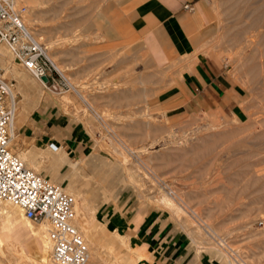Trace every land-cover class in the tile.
Returning <instances> with one entry per match:
<instances>
[{
    "label": "rangeland",
    "instance_id": "rangeland-1",
    "mask_svg": "<svg viewBox=\"0 0 264 264\" xmlns=\"http://www.w3.org/2000/svg\"><path fill=\"white\" fill-rule=\"evenodd\" d=\"M140 1L24 2L28 27L47 54L66 68L60 71L71 87L43 85L2 42L8 53H0V78L9 85L7 102L15 108L11 146L17 154L39 152L43 165L51 158L61 161L73 189L96 206L94 227L103 238L106 258L117 256L119 264H157L137 228L111 227L116 213L136 223L161 216L186 231L199 249L217 250L224 264H264V0H202L209 32L201 53L179 59L163 37L138 38L133 31ZM201 58L225 73L223 101L210 105L189 96L171 101ZM25 72L34 90L30 101L17 80ZM48 121L64 128L68 139L78 129L85 138L74 144L76 149L53 151L50 140L57 138L48 137ZM165 195L182 209L170 207ZM5 212L0 210V230L11 231L23 257L8 260L3 240L0 264H38L42 240L29 234L21 209L10 219Z\"/></svg>",
    "mask_w": 264,
    "mask_h": 264
},
{
    "label": "built area",
    "instance_id": "built-area-1",
    "mask_svg": "<svg viewBox=\"0 0 264 264\" xmlns=\"http://www.w3.org/2000/svg\"><path fill=\"white\" fill-rule=\"evenodd\" d=\"M186 8L193 10L191 4ZM22 0H0V44L7 42L16 58L45 86L68 90L71 83L29 29ZM47 77L48 81H44ZM9 85L0 78V203L11 202L36 222L51 221L53 257L59 264H88L90 249L76 226V200L61 185L25 165L11 146L15 108L7 102ZM53 151L60 146L50 143Z\"/></svg>",
    "mask_w": 264,
    "mask_h": 264
},
{
    "label": "crops",
    "instance_id": "crops-1",
    "mask_svg": "<svg viewBox=\"0 0 264 264\" xmlns=\"http://www.w3.org/2000/svg\"><path fill=\"white\" fill-rule=\"evenodd\" d=\"M186 4H191L193 10L186 8ZM205 13L206 5L202 0H142L134 9L132 28L138 38L163 37L172 56L179 59L195 52L201 53L199 49L209 32ZM202 58L192 71H187L188 78L181 82L183 89L173 93L171 101L177 102L187 96L192 101L210 105L223 101L228 89L226 75L210 60ZM57 124L53 121L47 123L48 137L57 138L50 143L58 144L59 150L76 149L78 145L74 144L85 138L82 130L78 129L72 139H68L67 131ZM111 216L113 229H138L140 241L148 246L157 264H224L217 250L199 249L186 231L161 216H148L137 223L127 215L112 213Z\"/></svg>",
    "mask_w": 264,
    "mask_h": 264
},
{
    "label": "bare ground",
    "instance_id": "bare-ground-1",
    "mask_svg": "<svg viewBox=\"0 0 264 264\" xmlns=\"http://www.w3.org/2000/svg\"><path fill=\"white\" fill-rule=\"evenodd\" d=\"M38 0H22V2H37ZM241 2V1H240ZM25 4V3H24ZM259 4V3H258ZM241 7V6H240ZM248 9V8H247ZM263 9V8H262ZM28 12V11H27ZM257 13V12H256ZM27 14V13H26ZM207 14V13H205ZM262 14V13H261ZM251 17V16H250ZM263 17V16H261ZM260 17V18H261ZM263 19V18H262ZM261 21V20H260ZM264 22V21H263ZM262 24V23H261ZM255 25V24H254ZM260 25V24H259ZM261 26V25H260ZM253 27V26H252ZM30 29V27H29ZM252 32V31H251ZM247 33V32H246ZM263 39V38H262ZM39 40V39H37ZM2 45V44H1ZM5 46H2L0 47V53L2 55H5L6 52L8 53V51H6V47L4 48ZM8 47V46H7ZM47 50L50 48V46L47 45V47H45ZM257 48V47H256ZM263 50V49H262ZM258 52V51H257ZM198 53V52H197ZM252 53V52H251ZM264 54V53H263ZM257 55V54H256ZM50 56V55H49ZM53 56V55H52ZM52 56H50V58L53 60ZM253 56V55H252ZM251 56V57H252ZM258 56V55H257ZM57 58V57H56ZM56 58H54L55 60H53V62L55 63V65L61 70V71H64V66L62 65V63L58 62L56 60ZM10 59V58H9ZM9 66V65H8ZM255 66V65H254ZM263 71V70H262ZM30 73V72H29ZM65 74V73H64ZM258 74V73H257ZM68 76V75H67ZM71 77V76H70ZM18 80V85L20 86L21 90H22V93L24 95V98L27 100V101H30V100H33L34 99V90L32 89L31 87V77L29 76L28 73H20L19 74V79ZM74 81V80H73ZM41 83L43 85L44 82L41 81ZM15 93L13 92L12 96L14 98V95ZM14 101V100H13ZM106 112V111H105ZM104 112V113H105ZM99 115V114H98ZM104 115V114H103ZM110 115V114H109ZM108 115V116H109ZM100 116V115H99ZM102 120V119H101ZM104 120H106L104 118ZM103 122V121H102ZM105 122V121H104ZM107 123V122H106ZM246 123V122H245ZM237 124V123H236ZM248 124V123H247ZM247 126V125H246ZM245 127V126H244ZM238 128V127H236ZM253 128V127H252ZM105 129V128H104ZM245 131V130H244ZM106 132V131H105ZM262 132V131H260ZM247 135V134H246ZM261 137V136H260ZM246 138V137H245ZM116 140V139H115ZM247 141V140H246ZM100 143V142H99ZM243 141H242V146H243ZM246 143V142H245ZM117 144V143H116ZM248 144H249V141H248ZM103 145V143L101 144ZM240 145V146H241ZM246 145V144H244ZM247 146V145H246ZM262 146V145H261ZM264 146V145H263ZM103 147V146H102ZM109 147V146H108ZM252 148V146H251ZM105 150V149H104ZM137 150V149H136ZM58 151H61V150H58ZM124 152V150H123ZM126 152H129V151H125ZM134 153V151H133ZM20 154V155H19ZM18 155L20 156V158L22 159V161L25 163V165L33 170H37V172L39 171L40 173V168L42 166V170H44L46 172V174L52 178L54 181H61L63 184H66L67 186V189L65 190H68L70 191L74 197L79 200L78 201V206L76 205L75 207V219H74V222L76 224V226L78 227L80 233L82 234V236L84 237L85 241L87 242L88 246H89V249H90V260L88 262V264H100V261L102 259H105V261L109 260L110 261V264H119V260L117 258V256L114 258H106L103 254L105 253V248H104V244L102 243L103 242V238L102 239H99V236L97 234V231L94 227V224L95 225H98V222H97V218L94 214V210L96 209V206H92L91 205V202L89 201L87 195H85V193L81 192V191H78V190H74L73 189V183L72 181H70V178H69V174L67 175H64V170H62V163L59 159L57 158H51V161L46 164V165H43L41 163V158H43V156H41V154H39V152H35V151H31V152H26L25 150L24 151H20ZM128 155V154H127ZM127 158L129 159V155L127 156ZM126 156L125 155H122V157L120 158V160L122 162H126ZM132 161V160H131ZM80 162V161H79ZM79 162L75 163V165L73 166L75 168V166H77L78 164H80ZM131 166V165H130ZM68 169V168H67ZM126 169V168H125ZM141 168H139V171H140ZM147 170V169H146ZM73 171V170H72ZM70 171V172H72ZM134 171V170H133ZM138 172V171H137ZM136 173V170L134 172V175ZM142 174V175H141ZM137 175V174H136ZM140 175L143 176V172H140ZM139 176V175H138ZM130 177V176H129ZM139 178V177H138ZM144 178V177H143ZM141 179V178H140ZM129 182V181H128ZM61 185V184H59ZM62 186V185H61ZM63 187V186H62ZM64 189V188H63ZM75 199V200H76ZM164 202H166L170 207H176V209H182L180 208L174 201V199H172L170 196L168 195H165L164 197ZM178 201V200H177ZM179 202V201H178ZM165 203V204H166ZM166 204V205H167ZM181 204V203H180ZM15 207L17 208H20L18 207L17 205H15ZM15 207L12 206L11 202H1L0 203V210L2 212V210H6L5 212V216L7 219H10L12 217V214H15V215H18L19 213V210L16 209ZM175 211V210H174ZM179 211V210H177ZM22 212V210H21ZM182 213V212H181ZM186 213V211H185ZM184 213V214H185ZM1 214V213H0ZM23 214V213H22ZM170 214V213H169ZM193 214V213H192ZM2 215V214H1ZM24 215V214H23ZM194 215V214H193ZM4 216V215H3ZM14 216V215H13ZM2 219V217H1ZM0 219V220H1ZM4 219V218H3ZM191 221V220H190ZM24 222L25 224L28 226L27 230L29 232L30 235L32 236H37L39 237L43 244H44V250L41 251V254H40V258L38 257V261L40 259V262L41 264H59L58 262H56V260L54 259L53 257V251H54V243H53V239L50 235V230L52 229L53 225L51 223V221L49 220H45L43 222H36L30 218H28L27 216H24ZM185 222V221H184ZM202 225V224H201ZM101 235V234H100ZM124 236V235H123ZM122 236V237H123ZM104 237V236H103ZM125 237V236H124ZM214 237V235H213ZM213 239V238H212ZM3 240H6V246L4 247L3 243L1 244L3 247H1L3 249V252L5 253V256L8 258H10V260L12 258H21L23 257V250L21 249V246L13 241L12 239V233L10 230H7V229H3V230H0V241L2 242ZM114 245V243L112 244ZM129 245V244H128ZM122 247V246H121ZM130 247V246H129ZM112 248V247H111ZM119 249V248H118ZM130 250V249H129ZM15 252L16 254L15 255H12L13 252ZM113 251V250H111ZM114 251L116 252L115 248H114ZM113 251V252H114ZM110 252V251H109ZM120 252V251H119ZM2 253V252H1ZM110 254V253H109ZM116 254V253H115ZM122 255V253H120ZM127 257V256H126ZM28 258V257H27ZM9 260V259H8ZM16 260V259H15ZM28 262H30V258H28ZM17 261V260H16ZM21 261V259H20ZM19 261V262H20ZM32 261V260H31ZM38 261H35V262H38ZM9 262V261H8ZM11 262H15V261H11ZM26 261V263H28ZM38 262V264L40 263ZM18 262L14 263V264H17ZM21 263V262H20ZM19 263V264H20ZM34 263V262H33ZM10 264V263H9ZM12 264V263H11ZM30 264V263H29ZM37 264V263H36Z\"/></svg>",
    "mask_w": 264,
    "mask_h": 264
},
{
    "label": "water",
    "instance_id": "water-1",
    "mask_svg": "<svg viewBox=\"0 0 264 264\" xmlns=\"http://www.w3.org/2000/svg\"><path fill=\"white\" fill-rule=\"evenodd\" d=\"M43 80H44V81H48V78H47V77H43Z\"/></svg>",
    "mask_w": 264,
    "mask_h": 264
}]
</instances>
